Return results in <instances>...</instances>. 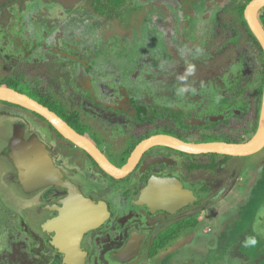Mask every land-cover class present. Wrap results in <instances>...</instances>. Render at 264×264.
<instances>
[{"label":"flooded vegetation","instance_id":"obj_1","mask_svg":"<svg viewBox=\"0 0 264 264\" xmlns=\"http://www.w3.org/2000/svg\"><path fill=\"white\" fill-rule=\"evenodd\" d=\"M84 1L0 0V86L26 94L54 112L118 168L128 165L137 147L151 137L196 142L224 132L221 124L245 115L236 97L258 87L262 59L251 51L239 15L226 38L237 41H229L223 53L211 51L209 64L201 65L187 34L189 27L199 29V0H121L116 7L107 6V0H87V5ZM128 11L130 16L124 18ZM109 29H115L114 39ZM241 51L246 65L254 69L257 86L222 95L218 101L208 96L199 101L198 96L187 107V71L199 78V70L216 69ZM188 59L192 65L184 63ZM14 121H22L30 135L44 142L50 157L85 197L109 206V219L81 240L82 261L71 258L49 228L71 192L53 185L33 196L16 179L6 152ZM197 163L199 156L155 146L142 154L133 171L116 179L43 116L0 101V264H16L12 256L17 250L18 263L28 253L36 264L136 263L155 242L173 232L185 235L188 218H199L197 212L182 214L210 191L206 184L201 186L199 171L189 170ZM154 178L180 181L194 190L198 201L176 213L132 207ZM21 195L25 206L14 203ZM130 243L129 260L115 258Z\"/></svg>","mask_w":264,"mask_h":264},{"label":"rangeland","instance_id":"obj_2","mask_svg":"<svg viewBox=\"0 0 264 264\" xmlns=\"http://www.w3.org/2000/svg\"><path fill=\"white\" fill-rule=\"evenodd\" d=\"M250 1L199 0V29H187L188 39L194 41L192 47L199 53V64L208 65L212 58L208 53L224 52L229 41H237L236 35V39L226 38L235 30L232 23L239 11ZM137 3L136 0L134 4ZM83 5H87V0ZM130 13L125 12L124 18ZM108 31L109 38L114 39L115 29ZM245 58V51H241L216 69L199 70V78L187 71L183 86L187 91L183 97L186 106L198 96L199 101L207 96L218 101L222 95L256 87L254 69L246 65ZM185 61L192 65L189 59ZM175 101L178 103L172 102ZM249 102L246 92L236 97V103L253 115ZM242 121L235 118L234 124L226 123V127L221 124L220 129L239 127ZM200 182L201 186L209 187L207 197L182 213L197 212L201 221L197 228L187 230L154 256L144 253L134 264H264V149L256 155L222 163L215 174L205 173ZM18 252L12 256L16 264H36L30 253L24 254L18 263Z\"/></svg>","mask_w":264,"mask_h":264},{"label":"water","instance_id":"obj_3","mask_svg":"<svg viewBox=\"0 0 264 264\" xmlns=\"http://www.w3.org/2000/svg\"><path fill=\"white\" fill-rule=\"evenodd\" d=\"M263 9L264 0H251L245 7L244 19L264 51V27L260 21V13ZM0 101L24 107L43 116L66 139L85 150L103 171L116 179L123 178L133 171L142 154L155 146L170 147L189 155L218 154L232 158L249 157L264 149V89L257 131L250 140L243 143L222 141L194 143L168 135H158L142 142L134 152L129 164L123 168L114 166L92 142L78 134L54 112L28 95L12 88L0 86ZM11 124L10 135L12 138L6 152L9 161L16 168V179L22 185V189L31 194L35 193L33 196H36L40 190L53 185L71 192V196L64 200L63 206L59 209V218L53 219L49 223V228L52 230L54 227L59 228L60 232L57 238L59 245L71 258L82 261L83 253L81 249L77 250L75 247L85 234L100 227L109 219L111 212L108 204L105 201L96 202L85 197L80 188L67 177L62 167L58 166L50 157L49 148L38 136L30 135L22 121H14ZM23 199L24 196L21 195L14 203L25 206ZM197 201L198 196L194 190L185 187L180 181L173 178H154L136 196L132 207H147L153 212L176 213L194 205ZM98 211L100 214L96 217ZM84 217H87L85 222L83 221ZM78 219L81 223L77 221L78 224H76ZM70 225L74 226V230L70 231L71 234L78 231L77 235H80L79 240L74 241L76 244L74 248H69L61 243L63 240H70L69 234H63L66 228L70 230ZM131 249L132 243L124 252L116 254L115 258L129 260L128 255ZM136 252L137 250L130 257L134 256Z\"/></svg>","mask_w":264,"mask_h":264},{"label":"trees","instance_id":"obj_4","mask_svg":"<svg viewBox=\"0 0 264 264\" xmlns=\"http://www.w3.org/2000/svg\"><path fill=\"white\" fill-rule=\"evenodd\" d=\"M121 0H107V6L116 7L119 5ZM126 3L127 0H123ZM244 8L240 10L239 19L242 24V30L248 35L251 41V51H253L258 57H261L262 63L259 66V78L260 84L255 89L251 90V92L246 93L247 98L250 99L249 106H252L253 115H249L245 111V115L241 117L243 119L241 125L236 128L230 127L229 129L225 130L220 134H215L214 136H202L199 138L198 141L194 143H202V142H213V141H222L228 143H243L250 140L256 133L258 127V121L262 106V97H263V89H264V51L260 46L259 42L252 34L249 29L247 22L244 19ZM238 19V21H239ZM260 20L264 27V9L260 13ZM244 113V112H243ZM237 120L240 117H235ZM234 118V120H235ZM234 120L233 123L234 124ZM223 123V122H222ZM238 123V122H237ZM231 124V123H230ZM225 125V124H222ZM232 126V125H227ZM226 127V125H225ZM192 142V141H188ZM201 157V156H199ZM203 160H199L197 164L189 165V170L193 171L194 173L199 171V179H201L205 173L207 172H215L220 164L227 162L228 160L232 159L229 156H222L218 154H208L202 155ZM207 188L204 189L206 191ZM200 219L196 217L188 218L186 222V229L191 230L198 226L200 223ZM178 238V234L173 232L170 237L163 238L161 241H157L154 243L152 250L149 252V256H154L168 244V241H174Z\"/></svg>","mask_w":264,"mask_h":264},{"label":"bare ground","instance_id":"obj_5","mask_svg":"<svg viewBox=\"0 0 264 264\" xmlns=\"http://www.w3.org/2000/svg\"><path fill=\"white\" fill-rule=\"evenodd\" d=\"M97 96V95H96ZM99 211H101L102 212V210H99ZM98 211V212H99ZM100 214V212L98 213V214H96V217L98 216ZM87 219V217H84L83 218V221L85 222V220ZM79 223H81V221H80V219H78V220H76V224H78V222ZM75 224V225H76ZM73 225H70V230L69 229H65L64 231H63V234L65 235H68L69 234V236H70V240H61L62 242L61 243H63L64 245H66V246H69V248L71 247H73L74 248V246L76 245L75 244V242L74 241H76V240H79V236L80 235H77L78 234V231H76L75 233H72L71 234V230H74V226L72 227ZM48 228V227H47ZM48 231V230H47ZM54 231L57 233V234H59V232H60V230H59V228H57V227H54ZM75 235V236H74ZM73 241V242H72ZM77 250H79V249H81V242H79L77 245H76V247H75ZM73 250V249H72Z\"/></svg>","mask_w":264,"mask_h":264}]
</instances>
